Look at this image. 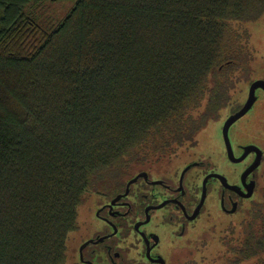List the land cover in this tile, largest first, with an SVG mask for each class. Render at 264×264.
Here are the masks:
<instances>
[{
    "label": "trees",
    "instance_id": "trees-1",
    "mask_svg": "<svg viewBox=\"0 0 264 264\" xmlns=\"http://www.w3.org/2000/svg\"><path fill=\"white\" fill-rule=\"evenodd\" d=\"M263 17L264 0H0V264H66L86 198L194 149L238 105ZM219 231L229 264H264V175ZM202 238L186 264H208Z\"/></svg>",
    "mask_w": 264,
    "mask_h": 264
},
{
    "label": "flooded vegetation",
    "instance_id": "flooded-vegetation-1",
    "mask_svg": "<svg viewBox=\"0 0 264 264\" xmlns=\"http://www.w3.org/2000/svg\"><path fill=\"white\" fill-rule=\"evenodd\" d=\"M256 80H264V74L251 77L239 96L238 105H233L232 110H225L228 115L221 123L243 106L249 85ZM241 119L246 121L247 130L242 125L235 127ZM233 127L228 136L235 159L243 154V148L250 145L261 152L259 166L245 178L244 184L241 175L253 163L255 153H249L240 163L230 162L221 126L222 163H229L237 170L228 175L230 170L225 168L221 173L215 157L211 159L200 155L195 148L186 145L182 151H189L191 155L185 157L182 166L172 165L177 160L172 159L174 157L163 163L171 164L174 178H167L160 172L161 164L148 167L150 169H138L130 178L138 177L134 182L129 184V179L111 196L95 198L90 212L99 226L86 228L84 239L74 251L73 264H186L188 249L198 248L199 234L206 231L213 234L215 229L219 231L223 222L243 215L258 193L264 175V90L255 91L251 109L229 130ZM255 134L258 137L243 139ZM213 174L224 177L226 184L236 186V189L224 187L217 178L208 177ZM206 177L204 200L198 208ZM250 183L254 184V188L252 195L246 198L244 195ZM219 217L221 221H217Z\"/></svg>",
    "mask_w": 264,
    "mask_h": 264
},
{
    "label": "rangeland",
    "instance_id": "rangeland-1",
    "mask_svg": "<svg viewBox=\"0 0 264 264\" xmlns=\"http://www.w3.org/2000/svg\"><path fill=\"white\" fill-rule=\"evenodd\" d=\"M247 32L249 34V44L254 51V66L252 70V78L255 75H261L264 74V17L259 19L258 21L254 23H250L246 25ZM245 87L243 88V90ZM228 115L227 111H223L220 115L219 119L213 120L209 122L205 128L199 132V135L197 137L198 146L195 147V151L199 153L200 155H206L211 157V159H214L218 163V171L222 173V170L225 168H228L230 170L228 175H231L233 173V170H237L236 168H232V165L229 163H226L227 165L222 163V144L220 140L219 135V129L221 128L222 120ZM242 125L245 130H247V124L245 120H240L235 125ZM231 130H234V127L231 128L229 131L231 133ZM255 137H258V135H250L246 138H243L245 140H251ZM191 155V152L189 151H178L177 155L172 159H177L172 164L175 167L182 166L183 163H185V157H188ZM159 164V163H158ZM160 165V164H159ZM158 166V165H157ZM214 168L217 166L213 165ZM228 166V167H227ZM151 167V166H150ZM147 169H150L147 167ZM159 170L161 173L164 174V176L173 177L172 174L174 173L173 167L171 164H161L159 166ZM152 171H155L152 168ZM167 177V178H168ZM174 178V177H173ZM97 196L91 195L88 198L85 199V201L79 206L77 210V230L72 233L70 236V239L67 243V254L68 259L66 264H73L74 260V251L78 245V243L84 239L83 237L86 235V228L91 229L99 226L98 220L94 217L93 213L90 212L91 206ZM240 218V216H238ZM222 218L219 217L217 221H221ZM220 228V226H219ZM214 231V230H211ZM234 233H238V227L235 229ZM204 234V235H203ZM199 234L197 238L199 239L200 236H203V240L208 242L207 249L213 250L212 254H207V257L205 258L208 264H229L231 257L229 254L225 253L224 243L221 242V240L225 239L223 234L220 231H214L213 234L211 232L206 231ZM216 235V236H215ZM223 236V238H222ZM225 249V248H224ZM190 255V253H189ZM191 258V257H189ZM201 257L197 256L195 261H199ZM203 258V257H202Z\"/></svg>",
    "mask_w": 264,
    "mask_h": 264
},
{
    "label": "water",
    "instance_id": "water-1",
    "mask_svg": "<svg viewBox=\"0 0 264 264\" xmlns=\"http://www.w3.org/2000/svg\"><path fill=\"white\" fill-rule=\"evenodd\" d=\"M257 89L264 90V80H256L249 85L248 95H247L246 101L244 102L243 106L240 107L237 112H235L234 114H231L230 116H228L227 119H225V121L222 125V129H221L222 139H223L224 146L226 149L227 158L230 162L240 163L241 161L244 160V158L249 153H251V152L255 153V159H254L253 163L241 175V181L243 182V184L245 183L244 182L245 178L259 166L260 159H261V152L259 151V149L257 147L250 145V146L243 148L244 149L243 154L239 158L235 159V157L232 153L231 147H230L228 132H229V128L231 127V125L233 123H235L238 119H240L242 116H244L251 109L252 105L255 102V91ZM208 177L217 178L223 184L224 187H227L230 189H236V186H228L225 182L224 177H222L218 174H213V175H210ZM136 178H138V177L130 179L129 184L131 182H134L136 180ZM206 180H207V177L203 180V183H202V196H201L198 208L201 206V204L203 203V200H204ZM253 188H254V184L250 183L249 186L246 188L247 192L244 195L246 198H248L252 195V189Z\"/></svg>",
    "mask_w": 264,
    "mask_h": 264
}]
</instances>
